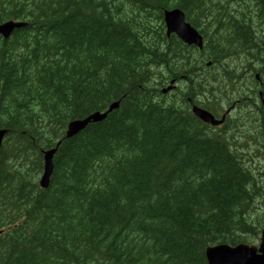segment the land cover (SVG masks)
Masks as SVG:
<instances>
[{
  "label": "trees",
  "instance_id": "16d2710c",
  "mask_svg": "<svg viewBox=\"0 0 264 264\" xmlns=\"http://www.w3.org/2000/svg\"><path fill=\"white\" fill-rule=\"evenodd\" d=\"M180 1L0 0V23L27 22L8 39L0 37V129L7 131L0 148V264H207L204 249L208 244L250 243L258 237L264 224V190L255 188L249 165L253 157L259 159L254 144L264 137V104L255 117L247 110L253 106L256 90L264 94V80H255L252 74L256 64L264 63L262 3ZM174 6L181 7L187 21L203 34L202 49L165 36L162 13ZM160 24L162 28L154 29ZM166 78L180 85L167 96L160 93ZM128 86L131 94L124 91ZM145 92L151 100L142 101ZM187 94L191 102L213 112L223 109L222 97L228 103L237 99L236 110L223 125L227 128L209 127L193 116ZM114 101H119V107L105 118L88 123L70 138L63 137L70 120L106 111ZM240 120L243 124L237 125ZM235 128L244 135L240 144L223 145L232 137L229 130L234 133ZM58 138L62 143L52 156L50 188L43 189L38 179L43 150L55 146ZM186 171H192L191 175ZM257 176L264 183V172ZM248 208L258 210L252 219Z\"/></svg>",
  "mask_w": 264,
  "mask_h": 264
},
{
  "label": "bare ground",
  "instance_id": "6f19581e",
  "mask_svg": "<svg viewBox=\"0 0 264 264\" xmlns=\"http://www.w3.org/2000/svg\"><path fill=\"white\" fill-rule=\"evenodd\" d=\"M112 1H113V0H112ZM181 1H182V0H181ZM181 1H180V2H181ZM141 2H142V1H141ZM177 2H178V1H177ZM201 2H202V0H201ZM52 3H53V2H52ZM194 3H195V2H194ZM261 3H262V6H263V0H261ZM114 4L117 5V3H114ZM114 4H113V5H114ZM118 4H120V3H118ZM124 4H125V3H124ZM127 4H128V3H127ZM177 4H178V3H177ZM196 4H197V3H196ZM208 4H209V3H208ZM125 5H126V4H125ZM130 5H131V4H130ZM143 5H144V4H143ZM190 5H192V4L190 3ZM209 5L211 6L212 3L209 4ZM131 6H132V5H131ZM194 6H196V5H195V4L193 5V9H194ZM210 6H209V7H210ZM228 6H229V5H228ZM169 7H170V6H169ZM189 7H190V6H189ZM189 7H188V8H189ZM204 7H205V5H204ZM236 7H237V6H236ZM96 8H97V7H96ZM133 8H134V7H133ZM145 8H146V7H145ZM145 8H144V9H145ZM211 8H212V6H211ZM226 8H228V7H226ZM230 8H231V6H230ZM240 8H241V7H240ZM94 9H95V8H94ZM121 9H122V8H121ZM136 9H137V8H136ZM234 9H235V8H234ZM77 10H78V9H77ZM128 10H129V9H128ZM128 10H127V11H128ZM219 10H220V9H219ZM222 10H223V9H222ZM222 10H221V11H222ZM227 10H228V9H227ZM230 10H231V9H230ZM235 10H236V9H235ZM121 11H122V10H121ZM125 11H126V10H125ZM132 11H134V10H132ZM149 11H150V10H149ZM191 11H192V9L190 10V12H191ZM194 11H195V10H194ZM142 12H143V11H142ZM142 12H141V13H142ZM156 12H157V11H156ZM199 12H200V11H199ZM203 12H204V11H203ZM234 12H235V11H234ZM201 13H202V12H201ZM201 13H200V14H201ZM207 13H208V12H207ZM226 13H227V12H226ZM222 14H224V13H221V15H222ZM41 15H42V14H41ZM107 15H108V14H107ZM107 15H106V16H107ZM203 15H204V13H203ZM205 15H206V14H205ZM39 16H40V15H39ZM201 16H202V15H201ZM211 16H212V15H211ZM222 16H223V15H222ZM227 16H228V15H227ZM206 17H208V16H206ZM212 17H213V16H212ZM220 17H221V16H220ZM66 18H67V17H66ZM200 18H201V17H200ZM203 18H204V17H203ZM236 18H237V17H236ZM239 18H240V17H239ZM106 19H107V17H106ZM106 19H105V20H106ZM204 19H205V18H204ZM225 19H226V17H225ZM229 19H231V17H230ZM113 20H114V19H113ZM115 20H117V19H115ZM145 20H146V19H145ZM156 20H157V19H156ZM199 20H200V19H199ZM232 20H233V19H232ZM24 21H25V20H13V19H11V20H7V21H4V22L0 23V26L4 25L5 23H9V22H11V23L14 24V26L12 27V29L10 30L9 33H1V32H0V37H2V39H8V38L11 36V33L14 31V29L19 28V27H21V26L24 27V25L27 24V22H24ZM88 21H90V20H88ZM108 21H109V20H108ZM157 21H159V20H157ZM197 21H198V19H197ZM201 21H202V20H201ZM208 21H209V20H208ZM120 22H121V21H120ZM126 22H127V21H126ZM198 22H199V21H198ZM202 22H203V21H202ZM210 22H211V21H210ZM212 22H213V21H212ZM215 22H216V21H215ZM222 22H223V21H222ZM224 22H225V21H224ZM250 22H251V21H250ZM84 23H85V22H84ZM94 23H95V22H94ZM115 23H116V22H115ZM156 23H157V22H156ZM248 23H249V22H248ZM117 24H118V23H117ZM200 24H201V23H200ZM209 24H210V23H209ZM209 24H208V25H209ZM213 24H214V23H213ZM223 24H225V23H223ZM223 24H222V25H223ZM229 24H231V23H229ZM250 24H251V23H250ZM108 25H109V24H108ZM205 25H206V24H205ZM227 25H228V23H227ZM241 25H242V24H241ZM245 25H246V24H245ZM79 26H80V25H79ZM160 26H161V24H160L159 26H156L157 28H154V29L162 28V27H160ZM110 27H111V26H110ZM108 28H109V27H108ZM108 28H107V29H108ZM113 28H114V27H113ZM113 28H112V29H113ZM245 28H246V27H245ZM116 29H117V28H116ZM152 29H153V28H152ZM195 29H196V27H195ZM110 30H111V29H110ZM110 30H109V31H110ZM121 30H122V29H121ZM137 30H138V29H137ZM241 30H243V29L241 28ZM106 31H107V30H106ZM113 31H114V30H113ZM154 31H155V30H154ZM156 31H157V30H156ZM156 31H155V33H156ZM158 31H159V30H158ZM211 32H212V31H211ZM244 32H245V31H244ZM122 33H123V32H122ZM126 33H127V32H126ZM149 33H150V32H149ZM155 33H154V34H155ZM157 33H158V32H157ZM155 35H156V34H155ZM223 35H224V34H223ZM245 35H246V33H245ZM248 35H249V34H248ZM142 36H143V35H142ZM249 36H250V35H249ZM153 37H154V36H153ZM240 37H241V36H240ZM94 38H95V37H94ZM127 39H128V38H127ZM132 39H133V38H132ZM231 39H232V38H231ZM245 39H246V38H245ZM111 40H112V39H111ZM82 41H83V40H82ZM87 41H88V40H87ZM245 41H246V40H245ZM245 41H244V42H245ZM247 41H250V39H248ZM252 41H253V40H252ZM251 43H252V42H251ZM108 45H109V44H108ZM118 46H119V45H118ZM229 46H230V45H229ZM252 46H253V45H252ZM262 46H263V48H264V41H263V43H262ZM239 48H240V47H239ZM190 49H191V48H190ZM214 49H215V48H214ZM178 50H179V49H178ZM186 50H187V49H186ZM234 50H235V49H234ZM176 52H177V51H176ZM220 52H221V51H220ZM35 53H36V52H35ZM185 53H186V52H185ZM186 54H187V53H186ZM131 55H132V54H131ZM166 55H167V54H166ZM25 56H26V55H25ZM129 56H130V55H129ZM171 56H172V55H171ZM151 57H152V56H151ZM239 57H240V56H239ZM153 58H154V57H153ZM38 59H39V58H38ZM144 59H145V58H144ZM150 59H152V58H150ZM190 59H191V58H190ZM20 60H21V59H20ZM32 60H33V59H32ZM39 60H40V59H39ZM122 60H123V59H122ZM40 61H41V60H40ZM238 61H239V60H238ZM0 62H1V61H0ZM47 62H48V61H47ZM127 62H128V61H127ZM239 62L243 63V61H241V60H240ZM34 63H35V62H34ZM49 63H50V62H49ZM72 63H74V62H72ZM154 63H155V62H154ZM65 64H66V63H65ZM243 64H244V63H243ZM33 65H34V64H33ZM40 65H41V64H40ZM42 65H44V63H43ZM62 65H63V64H62ZM67 65H68V64H67ZM185 65H186V64H185ZM203 65H204V64H203ZM48 66H49V65H48ZM48 66H47V67H48ZM69 66H70V65H69ZM124 66H125V65H124ZM158 66H159V65H158ZM158 66H157V67H158ZM260 66H261V65H260ZM260 66H258V65L256 64V66H255L256 70H257ZM10 67H11V66H10ZM24 67H26V66H24ZM40 67H41V66H40ZM64 67H65V66H64ZM72 67H73V66H72ZM97 67H98V66H97ZM161 67H162V66H161ZM184 67H185V66H184ZM235 67H236V66H235ZM235 67H234V68H235ZM239 67H240V66H239ZM245 67H247V65H245ZM74 68H75V67H74ZM74 68H73V69H74ZM118 68H119V67H118ZM126 68H127V67H126ZM152 68H154V67L152 66ZM241 68H242V67H241ZM47 69H48V68H47ZM73 69H72V71H74L76 68H75L74 70H73ZM164 69H165V68H164ZM28 70H29V69H28ZM63 70H65V69H63ZM68 70H70V68H69ZM139 70H140V69H139ZM150 70H152V69H150ZM150 70L148 71L149 74H150ZM153 70H154V69H153ZM256 70H255V71H256ZM93 71H94V70H93ZM95 71H96V70H95ZM145 71H146V70H145ZM193 71H194V69H193ZM236 71H237V70H236ZM246 71H247V70H246ZM50 72H51V71H50ZM66 72H68V71H66ZM66 72H64V73L66 74ZM99 72H100V70H99ZM128 72H129V71H128ZM151 72H152V71H151ZM240 72H241V71H240ZM240 72H239V73H240ZM58 73H59V72H58ZM96 73H97V72H96ZM152 73H153V72H152ZM164 73H165V72H164ZM237 73H238V72H237ZM53 74H54V73H53ZM53 74H52V75H53ZM168 74H169V73H168ZM199 74H200V73H199ZM199 74H198V75H199ZM234 74H235V73H234ZM240 74H241V73H240ZM98 75H99V74H98ZM103 75H104V74H103ZM129 75H130V74H129ZM142 75H143V74H142ZM153 75H155V74L153 73ZM166 75H167V74H166ZM170 75H171V74H170ZM178 75H179V74H178ZM145 76H146V75H145ZM167 76H168V75H167ZM167 76H166V77H167ZM191 76H192V75H191ZM191 76H190V77H191ZM101 77H102V76H101ZM140 77H141V75H140ZM242 77H243V76H242ZM250 77H251V76H250ZM57 78H58V77H57ZM66 78H67V77H66ZM130 78H131V77H130ZM164 78H165V77H164ZM247 78H248V77H247ZM187 79H188V78H187ZM202 79H203V78H202ZM57 80H58V79H57ZM114 80H115V79H114ZM125 80H126V79H125ZM145 80H146V79H145ZM154 80H155V79H154ZM166 80H167V78H166ZM168 80H169V79H168ZM51 81H52V80H51ZM60 81H61V80H60ZM60 81H59V82H60ZM148 81H149V80H148ZM185 81H186V80H185ZM258 81H260V79H258ZM262 81H263V80H262ZM262 81H261V83H262ZM65 82H66V81H65ZM186 82H187V81H186ZM201 82H202V81H201ZM152 83H153V82H152ZM255 83H256V82H255ZM258 83H260V82H258ZM141 84H142V82H141ZM141 84H140V85H141ZM124 85H125V84H124ZM133 85H134V84H133ZM135 85H136V84H135ZM190 85H191V84H190ZM257 85H258V84H257ZM263 85H264V83H263ZM125 86H126V85H125ZM149 86H150V85H149ZM179 86H180V85H179ZM185 86H186V85H185ZM176 87H177V86H176ZM253 87H254V86H253ZM140 88H141V87H140ZM140 88H139V90H140ZM259 88H260V87H259ZM137 89H138V88H137ZM141 89H142V88H141ZM180 89H181V88H180ZM182 89H183V88H182ZM257 89H258V88H257ZM143 90H144V89H143ZM188 90H189V89H188ZM258 90H260V89H258ZM124 91H128V92L131 94V93H132V88H130V86H128V87H126V89H124ZM173 91H174V90H173ZM181 91H182V90H181ZM260 91L262 92V89H261ZM263 91H264V90H263ZM66 92H67V91H66ZM142 92H143V91H142ZM193 92H194V91H193ZM135 93H137V92H135ZM139 93H140V91H139ZM178 93H179V91H178ZM147 94H148V93H147ZM152 94H153V92H152ZM179 94H180V93H179ZM179 94H177V92H176V96L179 95ZM183 94H184V93H183ZM194 94H195V93H194ZM142 95L145 96V99H143L142 101L150 99V98L148 97L149 95H148V96L146 95V92H145V95H144L143 93H142ZM142 95H140V96H142ZM173 95H174V94H173ZM181 95H182V94H180V96H181ZM134 96H135V95H134ZM136 96H137V95H136ZM136 96H135V97H136ZM138 96H139V95H138ZM138 96H137V98H138ZM143 96H142V97H143ZM157 96H158V95H157ZM176 96H175V98H176ZM180 96L177 97V98L179 99ZM184 96H185V95H184ZM186 96H188V94H187ZM142 97H141V98H142ZM151 97H153V95H152ZM170 97H171V96H170ZM172 97H173V96H172ZM193 97H194V96H193ZM158 98H159V97H158ZM184 98H185V97H184ZM184 98L182 97L183 100H184ZM190 98H191V97H190ZM190 98H189V96H188V99H187V101H188V102H187V106L189 107V110L192 112V115H193V116H195V117H196L197 119H199L203 124H206V125H208L209 127H213V128L217 127L218 129L224 127L223 125H224V123L226 122V118H225V116H222L221 121L218 122V123H216V124H212V123H210V122H208V121H205V120L202 119L200 116H198V115L196 114V112L194 111V108H200V107H199L196 103H194V101L191 102V101H192V98H191V101H190ZM77 99H78V98H77ZM132 99H133V98H132ZM132 99H131V100H132ZM151 99H152V98H151ZM151 99H150V100H151ZM166 99H167V98H166ZM173 99H174V98H173ZM178 99H176L175 101H177ZM158 100H159V99H158ZM164 100H165V99H164ZM133 101H134V100H133ZM136 101H138V100H136ZM139 101H140V100H139ZM152 101H153V100H152ZM154 101H155V100H154ZM169 101H170V100H169ZM169 101H168V102H169ZM175 101H174V103H175ZM179 101H180V99H179ZM131 102H132V101H131ZM134 102H135V101H134ZM168 102H167V103H168ZM172 102H173V101H172ZM181 102H182V101H181ZM184 102H186V101L184 100ZM54 103H56V102H54ZM149 103H150V102H149ZM154 103H156V102H154ZM157 103H158V102H157ZM159 103H160V102H159ZM159 103H158V104H159ZM109 104H110V103H109ZM112 104H115V105L111 107ZM128 104H129V103H128ZM128 104H127V105H128ZM136 104H137V103H136ZM140 104H141V103H140ZM151 104H152V103H151ZM170 104H171V103H170ZM54 105H55V104H54ZM56 105H57V104H56ZM89 105H90V104H89ZM119 105H120V104H119V101H114V102H112V103L109 105V107H108V109H107L106 111H101V110H100V111H97V110H95V112H99L100 114H104V113H105V116L103 117V118H105L106 115H107L109 112H111L112 110L114 111L115 109H117V108L119 107ZM142 105H144V103H143ZM145 105H147V101H146ZM152 105H153V104H152ZM155 105H156V104H155ZM160 105H161V104H160ZM166 105H167V104H166ZM185 105H186V104H185ZM185 105L183 104V106H185ZM82 106H83V105H82ZM129 106L131 107L132 105H129ZM164 106H165V105H164ZM177 106H178V105H177ZM180 106H181V103H180ZM54 107H55V106H54ZM125 107H126V105H125ZM134 107H135V106H134ZM137 107H138V106H137ZM137 107H136V108H137ZM148 107H149V106H148ZM153 107H154V105H153ZM161 107H162V106H161ZM172 107H173V106H172ZM178 107H179V106H178ZM86 108H87V107H86ZM139 108H140V107H139ZM151 108H152V107H151ZM165 108H166V107H165ZM57 109H58V107H57ZM105 109H106V108H105ZM142 109H143V108H142ZM145 109L148 110V108H146V107H145ZM207 109H208V108H207ZM102 110H104V109H102ZM136 110H137V109H136ZM158 110H159V109H158ZM175 110H176V109H175ZM178 110H179V108H178ZM178 110H177V111H178ZM185 110L187 111V107L185 108ZM185 110H184V112H185ZM189 110H188V111H189ZM126 111H127V110H126ZM140 111H141V110H140ZM149 111H150V110H149ZM161 111H162V110H161ZM165 111H166V110H165ZM188 111H187V112H188ZM259 111H260V110H259ZM56 112H57V111H56ZM60 112H61V111H60ZM95 112H93V113H95ZM132 112H134V110H133ZM153 112H154V111H153ZM153 112H152V113H153ZM181 112H183V110H182ZM181 112H180V113H181ZM57 113H59V112H57ZM93 113H91V114H93ZM127 113H128V112H127ZM129 113H131V112H129ZM155 113H156V110H155ZM160 113H161V112H160ZM168 113H169V112H168ZM59 114H60V113H59ZM87 114H89V113H87ZM91 114H89V115H91ZM133 114H134V113H133ZM140 114H141V113H140ZM142 114H144V113H142ZM142 114H141V115H142ZM157 114H158V113H157ZM185 114H186V113H185ZM260 114H261V112H260ZM262 114H263V113H262ZM262 114H261V115H262ZM61 115H62V114H61ZM89 115H87V116L84 117V118L81 117V118H79V119H72V120H70V121L68 122L67 126L65 125L66 128L64 129V131H63V133H62L64 136H63V135H62V136L65 137V138H70V137L74 136L75 134H78V132L81 131L85 126H87L88 123H90V122H98V121H100V120L103 119V118H102V119H100V120H98V121H89V122H87V124H86L82 129L77 130V131H75V132L72 131L71 128H72V125L74 124L75 121L83 120V119L87 118ZM122 115H123V114H122ZM127 115H128V114H127ZM127 115L125 114V116H127ZM134 115H135V114H134ZM134 115H133V116H134ZM147 115H148V114H147ZM155 115H156V114H155ZM57 116H59V115H57ZM64 116H65V115H64ZM64 116H63V117H64ZM156 116H158V115H156ZM160 116H161V114H160ZM163 116H164V115H163ZM163 116H162V117H163ZM182 116H183V115H182ZM59 117H60V116H59ZM61 117H62V116H61ZM147 117H148V116H147ZM152 117H153V115H152ZM164 117H166V116H164ZM213 117H214V119L217 120V121L220 120L217 116H213ZM125 118H126V117H125ZM127 118H129V120H130L131 117L127 116ZM261 118H262V117H261ZM63 120H64V119H63ZM65 120H66V119H65ZM126 120H127V119H126ZM140 120H141V119H140ZM161 120H162V119H161ZM163 120H165V119H163ZM263 120H264V119H263ZM132 121H133V120H132ZM153 121H155V119H154ZM124 122H125V121H124ZM128 122H129V121H128ZM181 122H182V121H181ZM263 122H264V121H263ZM166 123H167V120H166ZM129 124H130V122H129ZM129 124H126V123H125V126H126V125L128 126ZM146 124H147V123H146ZM163 124H164V123H163ZM174 124H175V123H174ZM41 125H42V124H41ZM41 125H40V126H41ZM130 125H131V124H130ZM144 125H145V124H144ZM198 125H199V124H198ZM235 125H236V124H235ZM40 126H39V127H40ZM42 126H43V125H42ZM131 126H132V125H131ZM168 126H169V124H168ZM136 127H137V126H136ZM176 127H177V126H176ZM206 127H207V126H206ZM225 127H226V126H225ZM225 127H224V128H225ZM234 127H235V126H234ZM171 128H172V127H171ZM203 128H204V127H203ZM217 128H216V129H217ZM226 128H227V127H226ZM231 128H232V127H231ZM237 128H238V127H237ZM94 129H95V128H94ZM158 129H159V128H158ZM235 129H236V128H235ZM239 129H240V128H239ZM0 130H4V131H5L4 134H3V136H2V138H1V141H0V148H1V144H2L3 138H4V136H5V134H6L7 131H6V129H0ZM27 130H28V129H27ZM29 130H31V129H29ZM40 130H41V128H40ZM40 130H39V131H40ZM42 130H43V129H42ZM42 130H41V132H42ZM147 130H148V127H147ZM150 130H151V129H150ZM162 130H164V129L162 128ZM236 130H237V129H236ZM246 130H247V129H246ZM37 131H38V130H36V132H37ZM96 131H97V130H96ZM137 131H138V130H137ZM139 131H140V130H139ZM148 131H149V130H148ZM158 131H159V130H158ZM237 131H238V130H237ZM36 132H35V133H36ZM149 132H150V131H149ZM153 132H154V131H153ZM164 132H165V131H164ZM187 132H188V131H187ZM207 132H208V131H207ZM223 132H224V131H223ZM234 132H235V131H234ZM240 132H241V131H240ZM48 133H49V132H48ZM48 133H47V134H48ZM56 133H57V132H56ZM145 133H147V132L145 131ZM156 133H157V132H156ZM173 133H174V132H173ZM196 133H197V132H196ZM196 133H195V134H196ZM199 133H201V132H199ZM226 133H227V132H226ZM41 134H42V133H41ZM151 134H152V133H151ZM205 134H206V133H205ZM36 135H37V134H36ZM36 135H35V136H36ZM39 135H40V134H39ZM39 135H37V136L39 137ZM105 135H106V134H105ZM144 135H145V134H144ZM147 135H148V133H147ZM158 135H159V134H158ZM200 135H201V134H200ZM229 135H231V134H229ZM232 135L234 136L235 133H233ZM237 135H239V134H237ZM47 136H48V135H47ZM62 136L60 137L61 139L63 138ZM179 136H180V135H179ZM203 136H204V135H203ZM206 136H207V135H206ZM224 136H226V135H224ZM233 136H232L231 138H228V137H227V138H226V141L222 142V144L224 145V143H225V145H227V143H228L229 146H230V145H231V146H237L240 140H239L237 143H233V142L236 140L235 138H233ZM241 136H242V134H241ZM33 137H34V133H33ZM33 137H32V138H33ZM38 137H37V138H38ZM43 137H44V136H43ZM143 137H144V136H143ZM177 137H178V136H177ZM197 137H198V136H197ZM220 137H221V136H220ZM35 138H36V137H35ZM40 138H41V137H40ZM49 138H50V137H49ZM55 138H56V137H55ZM60 138L56 139L57 141H56L55 146H53V147H51V148H47V149L45 148V149L43 150V160H44V161H45V154H46L48 151H51V150H52V153L54 154L55 151H56V149H57V146H58L60 143H62ZM167 138H168V137H167ZM199 138H200V137H199ZM207 138H209V137H206V139H207ZM210 138H211V137H210ZM222 138H223V137H222ZM23 139H24V138H23ZM26 139H27V138H26ZM29 139H30V138H29ZM42 139H43V138H42ZM45 139H46V138H45ZM123 139H124V138H123ZM202 139H203V137H202ZM212 139H213V137H212ZM214 139H215V138H214ZM217 139L219 140L220 138H217ZM217 139H216V140H217ZM224 139H225V138H224ZM14 140H15V139H14ZM16 140H17V139H16ZM32 140H34V139H32ZM38 140H39V139H38ZM38 140H36V141H38ZM124 140H125V139H124ZM147 140H148V139H147ZM168 140H169V139H168ZM200 140H201V139H200ZM203 140H204V139H203ZM203 140H202V141H203ZM216 140H215V141H216ZM218 140H217V141H218ZM81 141H82V140H81ZM95 141H96V140H95ZM118 141H119V140H118ZM206 141H207V140H206ZM211 141H213V140H211ZM236 141H237V140H236ZM42 142H43V140H42ZM69 142H70V141H69ZM76 142H77V141H76ZM91 142H92V141H91ZM160 142H161V141H160ZM168 142H169V141H168ZM203 142H204V141H203ZM207 142H208V141H207ZM207 142H205V143H207ZM218 142H219V141H218ZM35 143H36V142H35ZM35 143H34V144H35ZM152 143H153V142H152ZM157 143H158V142H157ZM22 144H23V143H22ZM30 144H31V143H30ZM37 144H38V143H37ZM41 144H43V143H41ZM45 144H46V143H45ZM93 144H94V143H93ZM121 144H123V143H121ZM125 144H126V143H125ZM148 144H150V143H148ZM162 144H163V143H162ZM165 144H166V143H165ZM165 144H164V145H165ZM188 144H189V143H188ZM217 144H218V143H217ZM217 144H216V145H217ZM239 144H240V143H239ZM32 145H33V144H32ZM43 145H44V144H43ZM76 145H77V144H76ZM116 145H117V144H116ZM174 145H175V144H174ZM180 145H181V144H180ZM37 146H38V145H37ZM66 146H67V145H66ZM73 146H74V145H73ZM110 146H111V145H110ZM219 146H220V145H219ZM219 146H218V147H219ZM44 147H45V146H44ZM44 147H43V148H44ZM70 147H71V146H70ZM14 148H15V147H14ZM74 148H75V147H74ZM167 148H168V147H167ZM224 148H225V147H224ZM224 148H223V149H224ZM41 149H42V147H41ZM77 149H78V148H77ZM77 149H76V150H77ZM201 149H202V148H201ZM228 149H229V148H228ZM231 149L233 150V148H231ZM65 150H66V149H65ZM114 150H115V149H114ZM198 150H199V149H198ZM220 150H221V149H220ZM224 150H225V149H224ZM229 150H230V149H229ZM27 151H28V150H27ZM60 151H61V150H60ZM71 151H72V150H71ZM97 151H98V150H97ZM235 151H236V150H235ZM57 152H58V151H57ZM64 152H65V151H64ZM90 152H91V151H90ZM94 152H95V151H94ZM165 152H166V151H165ZM230 152H231V151H230ZM26 153H28V152H26ZM29 153H30V152H29ZM97 153H98V152H97ZM226 153H227V152H226ZM53 154H52V156H53ZM61 154H62V153H61ZM65 154H66V153H65ZM65 154H64V155H65ZM67 154H68V153H67ZM94 154H95V153H94ZM138 154H139V153H138ZM243 154H244V153H243ZM95 155H96V154H95ZM152 155H153V154H152ZM166 155H167V154H166ZM224 155H225V154H224ZM231 155H232V154H231ZM244 155H245V154H244ZM258 155H259V154H258ZM23 156H24V155H23ZM25 156H26V154H25ZM27 156H28V155H27ZM27 156H26V159H28ZM31 156H32L31 159H33V156H34V155H31ZM31 156H30V157H31ZM36 156H37V155H36ZM66 156H67V155H66ZM77 156H78V155H77ZM225 156H226V155H225ZM236 156H237V155H236ZM38 157H39V156H38ZM90 157H91V156H90ZM155 157H156V156H155ZM231 157H232V156H231ZM234 157H235V156H234ZM234 157H232V158L234 159ZM60 158H61V157H60ZM66 158H68V157H66ZM78 158H79V157H78ZM80 158H81V157H80ZM237 158H238V157H237ZM241 158H242V157H241ZM241 158H240V159H241ZM245 158H246V157H245ZM1 159H2V158H1ZM12 159H14V158H12ZM68 159H69V158H68ZM162 159H163V158H162ZM173 159H174V158H173ZM230 159H231V158H230ZM230 159H229V161H230ZM248 159H249V158H248ZM8 160H9V159H8ZM21 160H22V159H21ZM29 160H30V159H29ZM52 160H53V159L51 158V164H52ZM90 160H91V158H90ZM90 160H89V161H90ZM17 161H18V160H17ZM23 161H25V160H23ZM33 161H35V160H33ZM33 161H32V162H33ZM71 161H72V159L70 160V162H71ZM89 161H88V162H89ZM183 161H184V160H183ZM241 161H242V160H241ZM245 161H246V160H245ZM250 161H251V159H250ZM28 162H29V161H28ZM62 162H63V161H62ZM92 162H94V161H92ZM139 162H140V161H139ZM153 162H154V161H153ZM169 162H170V161H169ZM223 162H224V161H223ZM257 162H258V161H257ZM25 163H26V162H24V164H25ZM100 163H101V162H100ZM143 163H144V162H143ZM150 163H151V162H150ZM5 164H6V163H5ZM19 164H20V163H19ZM22 164H23V163H22ZM22 164H21V165H22ZM24 164H23V166H24ZM27 164L29 165L30 163H27ZM55 164L58 166L57 162H56ZM80 164H81V163H80ZM80 164H78V166H79ZM84 164H85V163H84ZM84 164H83V165H84ZM86 164H87V162H86ZM202 164H203V163H202ZM202 164H201V165H202ZM6 165H7V164H6ZM8 165H9V163H8ZM8 165H7V166H8ZM88 165H89V164H88ZM109 165H111V164H109ZM197 165H199V164H197ZM242 165H243V164H242ZM10 166H11V165H10ZM18 166H20V165H18ZM67 166H68V165H67ZM97 166H98V163H97ZM137 166H138V165H137ZM12 167H13V166H12ZM27 167H28V166H27ZM84 167H85V166H84ZM112 167H113V166H112ZM201 167H202V166H201ZM257 167H258V166H257ZM23 168H24V167H23ZM34 168H36V166H35ZM42 168H43V171H41L42 173H41V175H40V178H38V179H39V186H40V188H43V189L50 188V186H49V185H50V184H49V179H51V178H50V175H51V173L53 172V171H52V169H53V164H52V169H51V172H50V174H49V176H48V179H47L46 185H43V184H42V178H43V174H44V170H45V169H44V162H43V167H42ZM86 168H87V167H86ZM179 168H180V167H179ZM191 168H192V166H191ZM198 168H199V167H198ZM239 168H240V167H239ZM14 169H15V168H14ZM28 169H29V168H28ZM32 169H33V168H31V170H32ZM66 169H67V168H66ZM70 169H71V168H70ZM131 169H132V168H131ZM185 169H186V168H185ZM189 169H190V168H189ZM189 169H188V170H189ZM199 169H200V168H199ZM9 170H11V169L9 168ZM33 170H34V169H33ZM36 170H39V169H36ZM61 170H62V169H61ZM68 170H69V169H68ZM85 170H86V169H85ZM11 171H12V170H11ZM15 171H16V170H15ZM25 171H26V170H25ZM87 171H88V170H87ZM196 171H198V170H196ZM202 171H203V170H202ZM17 172H18V171H17ZM20 172H21V170H20ZM20 172H19V173H20ZM23 172H24V171H23ZM23 172H22V173H23ZM30 172H31V171H30ZM35 172H36V171H35ZM66 172H67V171H66ZM103 172H104V171H103ZM186 172H187V171H186ZM11 173L13 174V171H12ZM37 173H38V171H37ZM57 173H58V172H57ZM59 173H60V172H59ZM61 173H62V171H61ZM68 173H69V172H68ZM120 173H121V172H120ZM134 173H135V172H134ZM147 173H148V172H147ZM187 173H189V171H188ZM191 173H192V171H191ZM191 173H189V174L191 175ZM197 173L200 174V171L197 172ZM239 173H240V172H239ZM0 174H1V173H0ZM5 174H6V173H5ZM23 174H24V173H23ZM27 174H28V173H27ZM27 174H25V176H26ZM31 174H33V173H31ZM53 174H54V173H53ZM53 174H52V175H53ZM66 174H67V173H65V175H66ZM194 174H196V173H194ZM255 174H256V173H255ZM261 174H262V173H261ZM10 175H11V174H10ZM18 175H19V174H17V176H18ZM34 175H35V173H34ZM34 175H33V176H34ZM38 175H39V174H38ZM56 175H57V174H55V177H56ZM68 175H69V174H68ZM192 175H193V174H192ZM196 175L198 176V174H196ZM203 175H204V174H203ZM203 175H202V176H203ZM5 176H6V175H5ZM14 176H15V175H14ZM21 176H22V175H21ZM23 176H24V175H23ZM27 176H28V175H27ZM33 176H32V177H33ZM59 176H60V175H59ZM78 176H79V175H78ZM15 177H16V176H15ZM18 177H20V175H19ZM29 177L31 178L30 175H29ZM29 177H28V178H29ZM199 177H200V176H199ZM257 177H258V176H257ZM60 178H61V177H60ZM191 178H193V177H191ZM13 179H14V177H13ZM13 179H12L11 181H13ZM16 179H17V178H16ZM18 179H19V178H18ZM55 179H56V178H55ZM249 179H250V178H249ZM251 179H252V178H251ZM259 179H260V178H259ZM23 180H24V179H23ZM33 180H36V179H33ZM33 180H31V181H33ZM64 180H65V178H64ZM150 180H151V179H150ZM180 180H181V179H180ZM200 180H201V179H200ZM205 180H206V179H205ZM28 181H30V180L28 179ZM31 181H30V183H31ZM15 182H16V181H15ZM19 182H20V180H19ZM22 182H23V181H22ZM58 182H59V181H58ZM74 182H75V180H74ZM94 182H96V181H94ZM195 182H196V180H195ZM198 182H199V180H198ZM200 182H201V181H200ZM258 182H259V181H258ZM9 183H10V182H9ZM13 183H14V182H13ZM16 183H18V182H16ZM56 183H57V182H56ZM122 183H123V182H122ZM255 183H256V182H255ZM26 184H27V183H26ZM37 184H38V183H37ZM37 184H35V185H37ZM48 184H49V185H48ZM66 184H67V183H66ZM196 184H198V183H196ZM11 185H14V184H11ZM16 185H17V184H16ZM24 185H25V184H24ZM30 185H31V184H30ZM58 185H59V184H58ZM60 185H61V184H60ZM93 185H94V184H93ZM48 186H49V187H48ZM51 186H54V185H51ZM64 186H65V185H64ZM78 186H80V185H78ZM158 186H159V185H158ZM24 187H25V186H24ZM31 187H32V186H31ZM36 187H37V186H36ZM55 187H56V185H55ZM142 187H143V186H142ZM164 187H165V186H164ZM17 188H18V187H17ZM33 188H34V187H33ZM37 188H38V187H37ZM57 188H58V186H57ZM59 188H60V187H59ZM122 188H123V187H122ZM21 189H22V187H21ZM27 189H29V188H26V190H27ZM38 189H39V188H38ZM55 189H56V188H55ZM61 189H62V188H61ZM69 189H70V188H69ZM26 190H25V191H26ZM34 190H35V189H34ZM47 190H49V189H47ZM79 190H80V189H79ZM89 190H90V189H89ZM116 190H118V189H116ZM139 190H140V189H139ZM159 190H160V189H159ZM254 190H255V189H254ZM259 190H260V189H259ZM19 191H20V190H19ZM19 191H17V192H19ZM43 191H45V190H43ZM49 191H50V190H49ZM49 191H48V192H49ZM55 191H56V190H55ZM57 191H58V190H57ZM62 191H64V190H62ZM126 191H127V190H126ZM144 191H146V190H144ZM148 191H149V190H148ZM260 191H261V190H260ZM17 192H16V193H17ZM27 192H28V191H27ZM33 192H34V191H33ZM33 192H32V193H33ZM41 192H42V191H41ZM121 192H122V191H121ZM19 193H21V192H19ZM36 193H37V192H36ZM60 193H61V192H60ZM64 193H65V191H64ZM93 193H94V192H93ZM250 193H251V192H250ZM252 193L254 194L255 192L252 190ZM41 194H42V193H41ZM49 194H50V193H49ZM51 194H52V193H51ZM253 194H252V195H253ZM257 194H258V193H257ZM32 195L35 196L34 194H32ZM37 195H38V194H37ZM44 195H45V193H44ZM56 195H58V194H56ZM62 195H63V193H62ZM68 195H69V194H68ZM142 195H143V194H142ZM151 195H152V193H151ZM255 195H256V194H255ZM258 195H259V194H258ZM260 195H261V194H260ZM19 196H20V195H19ZM21 196H22V195H21ZM26 196H27V195H26ZM33 196H32V197H33ZM46 196H47V195H46ZM54 196H55V194H54ZM54 196H53V197H54ZM88 196H89V195H88ZM161 196H162V195H161ZM39 197H40V196H39ZM41 197H43V196H41ZM60 197L62 198L63 196L60 195ZM60 197H59V198H60ZM115 197H116V196H115ZM246 197H247V196H246ZM250 197H252V196H250ZM259 197H260V196H259ZM19 198H20V197H19ZM47 198H49V197H47ZM50 198H51V196H50ZM61 198H60V199H61ZM72 198H73V197H72ZM244 198H245V197H244ZM36 199H37V198H36ZM43 199H44V198H43ZM51 199H52V198H51ZM55 199H57V197H56ZM63 199H64V198H63ZM129 199H130V198H129ZM248 199H249V198H248ZM263 199H264V198H263ZM8 200H9V199H8ZM17 200H18V198H17ZM40 200H41V199H40ZM46 200H47V199H46ZM48 200H49V199H48ZM116 200H117V199H116ZM251 200H252V199H251ZM56 201H57V200H56ZM58 201H59V200H58ZM154 201H156V200H154ZM31 202H32V201H31ZM40 202H43V200L40 201ZM45 202H46V201H45ZM52 202H53V200H52ZM59 202H60V201H59ZM93 202H94V201H93ZM161 203H162V202H161ZM255 203H256V202H255ZM5 204H6V203H5ZM29 204H30V203H29ZM48 204L50 205V204H52V203H49V202H48ZM55 204H56V203H55ZM159 204H160V203H159ZM31 205H32V204H31ZM93 205H94V204H93ZM236 205H237V204H236ZM254 205H255V204H254ZM228 206H229V205H228ZM239 206H240V204H239ZM239 206H238V207H239ZM241 206H242V205H241ZM116 207H117V206H116ZM137 208H138V207H137ZM231 208H232V207H231ZM253 208H254V207H253ZM114 209H115V208H114ZM239 209H240V208H239ZM239 209H238V210H239ZM246 209H247V208H246ZM248 209H249V208H248ZM258 209H259V207H258ZM63 210H64V209H63ZM122 210H123V209H122ZM200 210H201V209H200ZM240 210H243L242 207H241ZM249 210H250V209H249ZM260 210H261V209H260ZM263 210H264V209H263ZM149 211H150V210H149ZM250 211H251V210H250ZM12 212H13V211H12ZM65 212H66V211H65ZM89 212H90V211H89ZM100 212H101V211H100ZM104 212H105V211H104ZM205 212H206V211H205ZM228 212H229V211H228ZM233 212H234V211H233ZM244 212H245V211H244ZM30 213H31V211H30ZM33 213H34V216H36V218L38 219L39 216L37 217V215H39V213H38L36 210L33 211ZM33 213H32V214H33ZM54 213H55V211H54ZM114 213H115V212H114ZM152 213H153V212H152ZM200 213H201V212H200ZM261 213H262V212H261ZM26 214H27V213H26ZM50 214H51V213H50ZM63 214H64V213H63ZM134 214H135V213H134ZM202 214H203V213H202ZM204 214H205V213H204ZM262 214H263V213H262ZM144 215H145V214H144ZM68 216H69V215H68ZM117 216H118V214H117ZM154 216H155V215H154ZM154 216H153V217H154ZM230 216H231V214H230ZM12 217H13V216H12ZM61 217L64 218L65 216H61ZM130 217H131V216H130ZM133 217H134V216H133ZM232 217H233V216H232ZM46 218H47V217H46ZM109 218H110V217H109ZM169 218H170V217H169ZM227 218H228V217H227ZM129 219H130V218H129ZM155 219H156V218H155ZM163 219H164V218H163ZM101 220H102V219H101ZM34 221H35V220H34ZM252 221H253V220H252ZM233 222H234V221H233ZM237 222H238V221H237ZM38 223H39V222H38ZM82 223H83V222H82ZM96 223H98V222H96ZM101 223H102V222H101ZM88 224H89V223H88ZM124 224H125V223H124ZM235 224H236V223H235ZM92 225H93V224H92ZM63 227H64V226H63ZM195 227H196V226H195ZM64 229H65V228H64ZM67 229H68V228H67ZM123 229H124V228H123ZM164 229H165V228H164ZM99 230H100V229H99ZM100 231H101V230H100ZM126 231H127V230H126ZM137 231H138V230H137ZM92 232H93V231H92ZM131 232H132V231H131ZM142 232H143V230H142ZM190 232H191V231H190ZM161 233H162V232H161ZM80 234H81V233H80ZM86 234H87V233H86ZM146 234H147V233H146ZM162 234H163V233H162ZM35 235H36V234H35ZM93 235H94V234H93ZM21 236H22V235H21ZM27 236H28V235H27ZM94 236H95V235H94ZM115 236H116V235H115ZM117 236H118V235H117ZM205 236H206V235H205ZM29 237H30V235H29ZM29 237H28V238H29ZM34 237H36V236H34ZM25 238H26V237H25ZM39 238H40V237H39ZM81 238H82V237H81ZM101 238H102V237H101ZM103 238H104V237H103ZM136 238H137V237H136ZM30 239H32V238H30ZM30 239H29V240H30ZM35 239H36V238H35ZM74 239H75V238H74ZM114 239H115V238H114ZM146 239H147V238H146ZM22 240H23V239H22ZM26 240H27V239H26ZM159 240H160V239H159ZM19 241H20V240H19ZM27 241H28V240H27ZM30 241H31V240H30ZM132 241H133V240H132ZM167 241H168V240H167ZM23 242H24V241H23ZM81 242H82V241H81ZM93 242H94V241H93ZM101 242H102V241H101ZM113 242H114V241H113ZM4 243H5V242H4ZM6 243H7V242H6ZM121 243H122V242H121ZM128 243H129V242H128ZM163 243H164V242H163ZM138 244H139V243H138ZM0 245H1V244H0ZM2 245H4V244L2 243ZM10 245H11V244H10ZM10 245H9V246H10ZM191 245H192V244H191ZM77 246H78V245H77ZM79 246H80V245H79ZM115 246H116V245H115ZM137 246H138V245H137ZM42 247H43V246H42ZM139 247H140V246H139ZM141 247H142V246H141ZM141 247H140V248H141ZM4 248H5V247H4ZM68 248H69V247H68ZM142 248H143V247H142ZM7 249H8V248H7ZM11 249H12V246H11ZM72 249H73V248H72ZM162 249H163V248H162ZM2 250H3V249H2ZM140 250H142V249H140ZM153 250H154V249H153ZM7 251H8V250H7ZM14 251H15V250H14ZM14 251H13V252H14ZM39 251H40V250H39ZM115 251H116V250H115ZM143 251H144V250H143ZM0 252H1V251H0ZM5 252H6V251H5ZM140 252H141V251H140ZM144 252H145V251H144ZM157 252H158V251H157ZM16 253H17V252H16ZM91 253H92V252H90V254H91ZM155 253H156V252H155ZM4 254H5V253H4ZM4 254H3V255H4ZM6 254H7V253H6ZM88 254H89V253H88ZM93 254H94V253H92V255H93ZM100 254H101V253H100ZM140 254H143V253H140ZM144 254H145V253H144ZM41 255H42V254H41ZM94 255H95V254H94ZM5 256H6V255H5ZM69 256H70V255H69ZM90 256H91V255H90ZM95 256H96V255H95ZM97 256H98V255H97ZM120 256H121V255H120ZM141 256H142V255H141ZM143 256H144V255H143ZM18 257H19V256H18ZM36 257H37V256H36ZM86 257H88V256L86 255ZM92 257H93V256H92ZM107 257H108V256H106V258H107ZM123 257H124V256H123ZM126 257H127V256H126ZM14 258H15V257H14ZM102 258H103V257H102ZM71 259H72V258H71ZM89 259H92V258L90 257ZM93 259H95V258L93 257ZM97 259H98V258H97ZM127 259H128V257H127ZM1 260H2V259H1ZM205 260H206V254H205ZM8 261H9V260H8ZM65 261H67V260H65ZM81 261H82V260H81ZM85 261H86V260H85ZM96 261H97V260H96ZM108 261H109V260H108ZM136 261H137V260H136ZM27 262H28V260H27ZM97 262H98V263H101V262H103V261L99 258ZM94 263H95V262H94ZM165 263H166V262H165ZM91 264H92V263H91ZM95 264H96V263H95ZM102 264H104V262H103ZM105 264H107V263H105ZM175 264H176V263H175Z\"/></svg>",
  "mask_w": 264,
  "mask_h": 264
},
{
  "label": "water",
  "instance_id": "95a60500",
  "mask_svg": "<svg viewBox=\"0 0 264 264\" xmlns=\"http://www.w3.org/2000/svg\"><path fill=\"white\" fill-rule=\"evenodd\" d=\"M164 21L166 23L168 33L174 31L187 43H194L198 47H201V36L194 28L183 21V15L178 9H173L169 12L166 11L164 15ZM13 26L14 24L11 22L5 23L4 25L0 26V32L9 33ZM114 105L115 104H112L111 107ZM194 111L202 119L212 124H216L221 121L215 120L213 115L206 110L194 108ZM104 116L105 113L100 114L99 112H95L83 120L75 121L71 129L75 132L82 129L87 124V122L98 121ZM4 132V130H0V141ZM52 154V150L45 154V170L42 178L43 185H46L48 176L52 169ZM258 251L259 254L255 253L254 248H249L244 244H240L234 248L228 246L208 247L206 248L205 254L208 264H264V229L262 230V242L260 243Z\"/></svg>",
  "mask_w": 264,
  "mask_h": 264
},
{
  "label": "rangeland",
  "instance_id": "374dc122",
  "mask_svg": "<svg viewBox=\"0 0 264 264\" xmlns=\"http://www.w3.org/2000/svg\"><path fill=\"white\" fill-rule=\"evenodd\" d=\"M222 81H223V78H222ZM168 98H170V96ZM217 117L220 120L222 119V116H217ZM243 122L244 121L240 120V121L237 122V125H241V124H243ZM241 128L243 129V126ZM232 133H233V131L229 130L228 134H231V136H233ZM234 133H235V135L233 136V138H235L237 141L235 140L233 143H237L239 140L242 141V139L244 138L243 137L244 135L242 134V136H241V132H239V131H235ZM237 134H239V135H237ZM263 139H264V137H259V138H257V140H255V144H254L255 145V150L258 151L259 159H256L255 157H253L251 165H249L251 169H249V170L251 171V173H252V175L254 177L255 188L258 189V187H261V189L264 190L263 178L260 179V180L257 178V174H259L260 172H264V148L262 147V144L264 142ZM253 152H254V149H253ZM257 161L259 162L260 165H262L259 168L255 166L257 164L256 163ZM257 211L258 210L251 211V213H250V216H251L250 218L251 219H252V215L256 214Z\"/></svg>",
  "mask_w": 264,
  "mask_h": 264
}]
</instances>
